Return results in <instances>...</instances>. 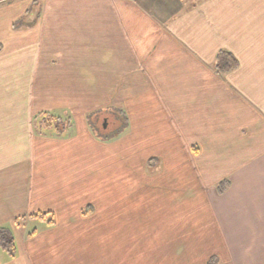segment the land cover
Returning <instances> with one entry per match:
<instances>
[{"label": "crops", "instance_id": "obj_1", "mask_svg": "<svg viewBox=\"0 0 264 264\" xmlns=\"http://www.w3.org/2000/svg\"><path fill=\"white\" fill-rule=\"evenodd\" d=\"M6 1L0 228L17 254L0 247V264H264V59L240 29L256 33L253 16L216 0ZM222 50L240 62L225 76ZM119 107L129 126L100 139L88 115ZM41 114L72 127L40 132ZM45 212L53 226L30 217Z\"/></svg>", "mask_w": 264, "mask_h": 264}, {"label": "trees", "instance_id": "obj_2", "mask_svg": "<svg viewBox=\"0 0 264 264\" xmlns=\"http://www.w3.org/2000/svg\"><path fill=\"white\" fill-rule=\"evenodd\" d=\"M27 15L28 17L26 18V20H20L15 24L16 28L26 26L28 22L32 23L36 21V19H38L40 15L39 5H34L32 9L28 11ZM239 67V60L231 52L222 50L217 54L215 70L216 73L220 76H225L229 73H232ZM102 118L104 120L100 124L98 120ZM36 119V129L40 132H43V130L45 129L54 130L57 134L62 135L68 133L72 127V121L70 119H63L61 117L52 116L50 114H41ZM87 119L94 133L104 141H110L118 137L129 126V120L126 112L121 107L91 113L90 115H88ZM229 187L230 182L224 181L217 185V191L219 194H224L229 189ZM30 217L33 219L44 221L49 226H53L56 223L55 216L52 212L37 213L31 215ZM35 232L36 231H33L30 235L35 234ZM0 247L11 258L16 257L17 246L11 229L4 227L0 228ZM216 263V258H213L208 262V264Z\"/></svg>", "mask_w": 264, "mask_h": 264}, {"label": "rangeland", "instance_id": "obj_3", "mask_svg": "<svg viewBox=\"0 0 264 264\" xmlns=\"http://www.w3.org/2000/svg\"><path fill=\"white\" fill-rule=\"evenodd\" d=\"M8 0L3 4L5 6L8 3L20 4L21 1L24 0ZM182 3L181 7L183 11H186L193 7L194 5H200L205 0H180ZM153 2V1H152ZM1 6V4H0ZM170 7V4H169ZM214 12L223 13L224 15H229L230 20L233 19V13H238V11H245L247 14L252 15L253 21L250 23L252 28L256 30V33L251 32V29H247V22L244 25V29L241 31L247 34L249 37H254L255 46L258 47L257 56L264 59V0H216L214 6H212ZM182 11V12H183ZM246 28V29H245ZM102 118V122H103ZM101 124V122H99ZM105 124V122H104ZM29 222V221H28ZM27 222V223H28ZM34 222V221H32ZM25 223L26 227H29L28 224ZM32 224V223H31ZM30 231L35 228L29 227ZM15 239V238H14ZM213 259V258H212Z\"/></svg>", "mask_w": 264, "mask_h": 264}]
</instances>
